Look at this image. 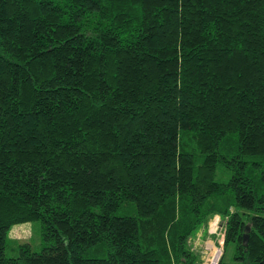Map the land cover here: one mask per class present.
Here are the masks:
<instances>
[{
    "label": "trees",
    "instance_id": "16d2710c",
    "mask_svg": "<svg viewBox=\"0 0 264 264\" xmlns=\"http://www.w3.org/2000/svg\"><path fill=\"white\" fill-rule=\"evenodd\" d=\"M263 214L264 0H0V264H202L212 217L264 264Z\"/></svg>",
    "mask_w": 264,
    "mask_h": 264
},
{
    "label": "rangeland",
    "instance_id": "374dc122",
    "mask_svg": "<svg viewBox=\"0 0 264 264\" xmlns=\"http://www.w3.org/2000/svg\"><path fill=\"white\" fill-rule=\"evenodd\" d=\"M206 229L210 233L209 236L212 237L210 240H206L204 238L206 235L203 236ZM218 230H221L219 225V218L218 217L210 218L206 224H204L198 231H196L190 237L189 245L191 249L198 253L202 264H209L210 260L214 258L216 254L215 253L216 246L221 249L216 262H218L221 258L222 263L224 264H240L239 261L233 259V252H234L233 245L228 244L227 246L222 248V242H220L222 237V232L221 231L218 232ZM214 235L217 237L218 242L213 245L215 239ZM6 237H8L11 240H16L20 244L29 243L32 245L35 244L37 241V238L33 235V229L29 223H23V224L11 226L6 232ZM219 243L221 246L219 245Z\"/></svg>",
    "mask_w": 264,
    "mask_h": 264
},
{
    "label": "crops",
    "instance_id": "0c3cea01",
    "mask_svg": "<svg viewBox=\"0 0 264 264\" xmlns=\"http://www.w3.org/2000/svg\"><path fill=\"white\" fill-rule=\"evenodd\" d=\"M201 227H202V226H201ZM201 227H200V228H201ZM200 228H199V229H200ZM199 229H198V230H199ZM198 230H197V231H198ZM204 235H206V236L204 237L206 240H210V239L212 238V237L209 236L210 233H209V231H208L207 229L205 230L203 236H204ZM214 236H215V235H214ZM217 242H218V239H217V237L215 236V239H214L213 245L216 244ZM217 245H218V244H217ZM219 245H220V243H219ZM216 247H217V246H216Z\"/></svg>",
    "mask_w": 264,
    "mask_h": 264
},
{
    "label": "built area",
    "instance_id": "2783aa9c",
    "mask_svg": "<svg viewBox=\"0 0 264 264\" xmlns=\"http://www.w3.org/2000/svg\"><path fill=\"white\" fill-rule=\"evenodd\" d=\"M221 246V245H220ZM217 248H219V247H216V251H215V253L217 254H215V256H214V258L212 259V260H210V262H209V264H216L217 262H216V260H217V258H218V256H219V254H220V248L219 249H217Z\"/></svg>",
    "mask_w": 264,
    "mask_h": 264
}]
</instances>
